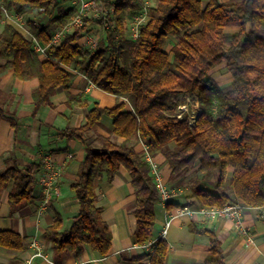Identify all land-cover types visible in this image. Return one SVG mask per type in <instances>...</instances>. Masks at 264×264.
<instances>
[{
    "label": "trees",
    "instance_id": "trees-1",
    "mask_svg": "<svg viewBox=\"0 0 264 264\" xmlns=\"http://www.w3.org/2000/svg\"><path fill=\"white\" fill-rule=\"evenodd\" d=\"M73 1H5L11 11H40L49 19L47 26L30 23L32 37L46 47L44 57L14 25L6 23L0 33V73L12 70L19 80L39 81L33 92L35 114L41 107L52 106L51 98L58 90L65 93L70 107L86 106L71 91L74 66L97 89L125 100L112 108L96 106L84 126L58 133L59 139L80 141L86 156L71 185L79 202L71 227L63 230V219L57 217L44 234L52 245L55 264H61L68 253L80 256L86 247L101 257L109 254L112 235L102 219L96 183L103 174L112 182L122 168L131 175L136 196L135 242L143 246L152 240L160 193L150 163L136 149L139 143L147 146L152 158L165 157L172 177L196 167L203 175L218 171L214 189L193 187L203 207L223 210L242 202L260 210L264 222V0L233 5L219 0H208L206 5L203 0H157L147 10L148 21L139 26L135 41L127 38V17L144 10L143 0H112L114 11L107 16L110 29L94 52L79 44L90 24L87 19L78 31L66 34L61 45L51 43V29L65 28L75 18L76 6L67 8ZM229 29L238 33H227ZM170 37L177 41L172 60L165 51ZM221 65L231 74L229 89L210 77ZM184 105L189 111L179 119V108ZM192 107L199 108L195 119ZM104 117L112 120L115 135L124 142L97 139L102 146L95 149L86 135ZM3 120L17 126L0 107ZM230 167L234 169L233 196L226 193ZM40 169L34 164L26 170L10 167L0 173V193L14 181L9 198L13 210L35 204V176ZM191 231L208 239L205 264H226L215 232L197 225ZM0 246L20 250L23 241L15 233L2 232ZM167 252V242L158 241L150 264H165Z\"/></svg>",
    "mask_w": 264,
    "mask_h": 264
},
{
    "label": "crops",
    "instance_id": "crops-1",
    "mask_svg": "<svg viewBox=\"0 0 264 264\" xmlns=\"http://www.w3.org/2000/svg\"><path fill=\"white\" fill-rule=\"evenodd\" d=\"M219 1L233 5L242 0ZM204 2L206 5L208 0ZM4 23L1 18L0 33ZM14 27L24 34L22 25L18 23ZM38 86V79L19 80L14 77L12 70L0 73V107L5 110L8 118L17 123L14 127L9 120L0 122V173L10 167L26 170L34 164L40 165V172L35 176L38 183V179L46 172L44 163L49 159L61 169L57 185L59 195L45 202L44 187L38 183L34 191L35 204L13 210L9 198L15 188L14 181L0 193V233H15L23 241L20 250L0 246V264L55 263L52 245L46 241L44 234L57 217L63 219V230L71 227L72 219L79 211V202L71 185L78 179L86 156L85 146L80 141L59 139L58 133L67 127L77 129L84 126L88 113L96 106L112 108L125 102L122 98L97 89L79 72L75 74L71 91L77 96V101L85 102L86 106L76 104L70 107L65 93L58 90L51 98L52 106L41 107L35 114L33 92ZM114 131L112 120L104 117L86 137L93 142L95 149L102 146L97 139L123 143L124 139L117 137ZM145 146L139 143L136 149L144 153ZM153 160L170 198L167 203H163L159 196L152 240L143 246L135 242L136 196L131 175L122 168L112 182H108L103 174L96 183L98 206L102 209V219L112 235L109 254L101 257L86 247L80 256L66 254L61 264H150L154 245L161 240L168 244L165 264H205L209 255V242L207 238L194 234L191 231L192 225L215 232L221 241L226 264H264V222L260 220V210L238 202L236 206H240V211L236 215L227 217L218 213L203 214L200 211L203 206L194 197L193 187L201 185L197 182L203 178L216 176L217 182L219 173L203 175L197 172L196 167L186 175L172 177L163 155ZM233 170L228 171L230 180ZM226 193L233 196L231 190ZM184 207L188 208L190 214H181ZM165 229L167 233L163 236ZM33 243H37L43 258L34 257L37 250Z\"/></svg>",
    "mask_w": 264,
    "mask_h": 264
},
{
    "label": "built area",
    "instance_id": "built-area-1",
    "mask_svg": "<svg viewBox=\"0 0 264 264\" xmlns=\"http://www.w3.org/2000/svg\"><path fill=\"white\" fill-rule=\"evenodd\" d=\"M74 6L77 8V13L75 18L73 19L72 23L69 24L65 28H57L56 31L53 32L51 36V43L54 45H61L63 38L66 34H70L71 30L74 27H79L84 25L85 19H94L96 21H100L102 24H99L100 29L103 31H107L110 29V26L107 24V16L112 15L114 11V5L111 6L110 10L107 12L104 10L103 2L101 0H74ZM0 10L2 11L3 18H5L6 23L15 25L19 23L20 14L16 13L14 11L9 10L4 4H0ZM79 27L78 30L81 28ZM77 30V31H78ZM103 40V39H102ZM101 40V41H102ZM31 41L33 42V49L42 57L45 56V50L46 47L36 39L32 37ZM81 48L84 50L89 51H96L99 47L98 44L99 40H92L88 39L84 34L82 36L81 41L79 42ZM189 107L187 105L181 106L179 108V112L177 114V117L180 119L183 117L185 113H188ZM199 113L198 107H192L191 112V118L195 119ZM143 156H145L146 160L150 163L152 168V174L156 180L157 188L160 193V199L163 201V203H167L170 198V193L167 190L166 186L162 182V177L160 174V171L158 169V166L154 162V158H152L148 154L147 146H145ZM46 172L42 174V176L38 179V183H40L44 187V195H45V202H48L52 200L56 195H59V189H58V181L59 177L61 176V169L56 166L53 161L47 159L44 163ZM200 211L203 214L208 215H215V214H221L224 216H233L238 214L240 211V206L236 205H229L223 210L218 209H208L205 207H201ZM189 213L188 208L184 207L181 210V214ZM190 214V213H189ZM167 233V229L163 231V236H165ZM33 247L37 250L34 257H44L43 254L40 251L39 246L37 243H33ZM30 264V262H29ZM50 264H55L54 262H50Z\"/></svg>",
    "mask_w": 264,
    "mask_h": 264
},
{
    "label": "rangeland",
    "instance_id": "rangeland-1",
    "mask_svg": "<svg viewBox=\"0 0 264 264\" xmlns=\"http://www.w3.org/2000/svg\"><path fill=\"white\" fill-rule=\"evenodd\" d=\"M6 0H0V4H4ZM103 2V7L105 11H109L111 6L113 5L112 0H101ZM157 0H143L144 10L137 14H129L127 17V38L130 40L135 41L138 38L139 32L138 28L139 26L145 24L148 21V15L147 10L149 8L156 6ZM5 5V4H4ZM205 5V2H204ZM74 6V1L67 5V8ZM2 20H4V24H6L5 18L2 16ZM48 18L40 11H34L31 13H24V15L20 16L19 24L23 26V31L27 39L31 40L32 35L30 32V23H35L37 25L47 26L48 25ZM89 20V19H87ZM84 22V21H83ZM100 21H96L94 19H90V24L88 28L84 31V35L88 37V39H94L99 40V43L101 40H105L107 36V32L103 31L99 27ZM81 27V26H79ZM79 27H74L71 30V33H74L78 30ZM57 28H52L51 33L53 34L54 31H56ZM227 33H238V30H227ZM102 40V41H103ZM177 44V41L175 38L170 37L166 47L165 51L170 55V59H173L172 49ZM99 47V44H98ZM74 74H78L80 71L77 67H73L70 69ZM210 77L213 78L218 85L223 89H229L232 84V77L231 74L227 71L224 65H221L214 70L211 71ZM171 148H174V145H171ZM141 153V151H140ZM143 154V153H141ZM232 170V167L229 168V172ZM214 174H217L218 171L213 172ZM207 177V176H206ZM216 176L206 178L201 181H198V184H201L202 186L207 187L208 189H214L216 186ZM230 175L228 174L226 183H227V190L230 191ZM259 216H261V213L259 212ZM264 216V215H263Z\"/></svg>",
    "mask_w": 264,
    "mask_h": 264
}]
</instances>
